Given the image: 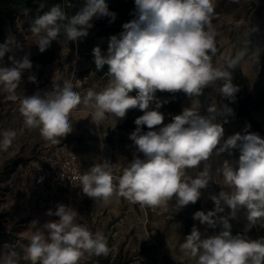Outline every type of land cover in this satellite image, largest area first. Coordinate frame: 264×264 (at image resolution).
Instances as JSON below:
<instances>
[{
  "label": "clouds",
  "instance_id": "9594fccd",
  "mask_svg": "<svg viewBox=\"0 0 264 264\" xmlns=\"http://www.w3.org/2000/svg\"><path fill=\"white\" fill-rule=\"evenodd\" d=\"M238 3V0H232ZM135 18L122 25L123 31L110 36L107 55L99 46L92 50L96 70L108 66L109 84L100 92L89 89L84 96L73 90L70 81L63 86L54 85L50 91L20 98L16 89L20 86L25 70L32 68L27 55L16 60L9 57L12 67L0 66V94L9 101L19 100V111L28 129H39L41 136L53 144L73 130L70 114L78 106L91 112L92 122L100 125L106 114L125 118L131 109L138 108L143 115L134 121L136 128L129 134L136 152L132 161L122 166L118 185L108 163H97L79 177L82 191L88 197L109 203L114 197H123L132 203L153 209L175 210L195 204L200 190L213 180L205 163L212 156L239 149L235 162L224 160L216 168L222 177V190L210 198L214 209L205 213L197 211L194 220L222 230L211 237L201 238L194 226L181 245L182 250L197 258V264H264V237L248 239L241 234L233 235L230 219H235L240 209L246 210L249 224L264 220V138L245 129L221 143L224 128L217 122L215 109L202 115L197 99L205 88L215 87L226 98H234L239 90L232 83L234 68L246 55L239 51L229 59L227 67L214 66L212 59L217 53L218 32L213 25L216 16V0H134ZM25 9V13H29ZM110 17L105 0H85L84 6L70 18L60 4L37 16L31 32L38 38L37 45L45 51L57 40L63 29L69 41H79L93 27V18ZM67 20V23H63ZM15 43L9 37L0 44V59L12 51ZM35 76L29 80L35 82ZM133 90L136 95H130ZM183 92L192 98L191 107L184 108L172 121L164 124L165 116L159 109L163 103L156 92ZM154 108H150L152 103ZM231 114V109H226ZM215 113V114H213ZM147 126L148 131H143ZM159 126V127H158ZM17 133L5 130L0 133V149L7 150ZM205 166L195 177L189 169ZM235 165V166H234ZM175 200V204L171 202ZM224 205L231 211L227 216ZM47 216L59 217L46 222L31 238L25 249V259L31 264H81L90 256H107L110 249L100 231L93 233L87 225L77 222L78 212L63 204L49 210ZM38 221L30 226L37 228ZM16 253L0 258V264H18Z\"/></svg>",
  "mask_w": 264,
  "mask_h": 264
},
{
  "label": "rangeland",
  "instance_id": "374dc122",
  "mask_svg": "<svg viewBox=\"0 0 264 264\" xmlns=\"http://www.w3.org/2000/svg\"><path fill=\"white\" fill-rule=\"evenodd\" d=\"M107 1L115 2V0ZM215 12L213 25L219 35L217 37V53L212 62L214 66L227 67L230 56L235 57L239 51L245 50L246 55L239 61V64L244 76L248 79V92L254 99H257L264 91V71L261 69V60L264 55V0H238V3H233L232 0H216ZM10 36L14 38L15 43L12 45V51L7 52L0 59L2 67L13 66L9 57L20 60L25 55L37 64L50 63L54 59L55 51H59L55 43L51 42L46 50L41 52L36 44L38 38L32 32L15 27L5 31L2 44ZM250 40L254 41L253 56L250 53ZM96 46H99L103 51L107 42L104 38H98L95 40L93 48ZM78 55L80 58L88 57L85 52H80ZM64 59L66 60L64 66L69 67L73 61L70 55L64 56ZM208 88L210 89L207 97L208 106L215 109L217 113L222 109L219 116L226 121L221 143L236 133L245 134L246 128L248 132L255 133L249 125L242 123L237 118L235 109H231V114L226 111V109H230L226 104V97L221 96L215 87ZM5 95L0 94V133L5 130H15L17 135L6 151L0 149V168L2 169L5 164L16 157L27 160V163L19 165L9 175L10 169L8 168L0 176V232H8L14 238L13 245H0V258L15 252L18 264H31L30 260L25 259L26 247L32 236L44 223L59 219L55 215L49 217L46 213L49 210L55 212L56 206L63 204L76 210L79 214L77 222L87 225L93 233L96 231L107 233V242L110 244L109 254L112 259L121 252L123 258L133 257L135 259L133 264H197V258L192 257L181 248L186 236L191 232H184L183 225L176 221L177 210L174 207L170 206L169 210L153 209L141 206L139 203H132L123 197H114L105 204L102 200L93 199L84 194L81 185L73 192L60 190L55 193L52 191V186H50L52 178H48L46 172L49 166L47 158L50 154H57L58 148L64 144V139H69V136L59 138L60 143L58 144L45 140L39 129H28L25 126L24 118L19 111L20 103L6 100ZM191 103L192 98L183 96L182 110L191 107ZM202 110L208 112V115L210 114L208 107L201 105L200 112ZM253 116L264 129V101L262 109L254 111ZM82 118L87 120V125L82 133L77 135L79 143L85 142L87 136H90L88 140L95 148H100L104 140L114 143L115 135L112 133L115 132V129L114 131L109 130L111 133L109 132L107 135L100 136L98 131L102 125L93 123L91 114L84 113ZM170 122L165 118L164 124ZM118 141L122 142L120 139ZM124 148L126 154L124 153L118 159L109 157L103 160L94 157V161L90 163L83 162L85 167H82L84 169V172L81 171L82 175L88 172L93 164L108 163L112 169L114 184L118 185L117 178L122 175V166H126L132 161L133 151L136 152L134 143H129ZM138 155L143 158L142 153H138ZM239 155V149H233L231 155L225 151L219 156L210 157L205 162L209 166L213 178L204 188L208 191L204 204H212L205 213L215 207L210 197L218 195L222 190V177L217 175L216 168L221 166L224 160L237 161ZM205 163H202L197 169H189V173L195 177L203 170ZM39 178L44 180V188L36 184ZM171 204L174 205L175 200ZM230 211L224 205V212L218 213V215L227 216ZM34 220L38 221L37 228L30 226ZM229 222L231 229L242 234L248 233L253 225L248 223L246 210L243 208L237 212L236 218L230 219ZM202 225V223L194 225L201 233L202 239L217 234V231L206 223ZM219 226L222 228L221 225ZM21 257H24V262L20 261ZM89 258L83 259L81 264H88Z\"/></svg>",
  "mask_w": 264,
  "mask_h": 264
},
{
  "label": "trees",
  "instance_id": "16d2710c",
  "mask_svg": "<svg viewBox=\"0 0 264 264\" xmlns=\"http://www.w3.org/2000/svg\"><path fill=\"white\" fill-rule=\"evenodd\" d=\"M84 3L85 0H0V44H2L3 35L6 29L8 27L14 28V25L16 23H19L23 30L31 32L30 29L34 19L37 16H40L43 13L49 11V9L53 5L60 4L61 8L66 13V16L70 18L84 6ZM105 3L108 5L109 11L116 13V18L113 22L109 23V20L111 19L110 17H102L99 19L93 18V20L91 21L93 27L88 30V35L81 40L76 42L69 41L63 29H61L57 40L53 41H60L67 48L78 53L85 52V54H88L87 58L91 61L92 64L90 70L94 71L97 76L108 80L111 78L107 74V65H105L103 69L99 71L96 70L94 58L93 55H91L93 45L96 39L103 37L107 38V46L104 47L102 51L104 55H107L108 40L110 36L117 35L119 37V34L123 31L122 25L135 18V4L134 0H115V2L113 3L105 0ZM25 9L30 10L28 14L25 13ZM63 23H67V20H65ZM253 43L254 41L250 40L249 46L251 56H253L254 54ZM233 58L235 57H229V59ZM261 69L264 71V55L261 60ZM90 70H87L86 73H88ZM228 70L232 73V83L237 86L239 90L235 93L234 98H226V104L230 109L236 110V116L242 123L249 125L256 134H258L261 138H264V129L261 128L260 123L255 120L253 116L254 111H259L262 109L264 101V91L260 93L257 99H254L252 94L248 92V79L244 76L240 68V64L238 63L234 68H229ZM209 92V88L204 89L198 99L200 100L202 107L213 109L212 107L208 106L209 102L207 101V97ZM130 95L135 96L136 91L133 90ZM183 96L187 95L182 91L177 93L161 91L156 92V97L161 102L167 101V103L162 104V107L159 109V111L162 112L165 118L169 121H172L173 116L178 115L182 112L181 104ZM154 107L155 103L153 102L150 105V108ZM201 114L208 115V112L202 110ZM141 115H143V112H141L138 108L129 110L127 112V120L120 128L126 133L130 134L136 128V125L134 123L135 119ZM217 122L222 124L223 128L226 125L225 119L220 117L219 115L217 116ZM143 131H148L147 126H143ZM26 163L27 160L16 157L5 164L2 169L0 168V176L3 175L8 168L10 169L8 173L9 175L10 173L14 172L19 165H25ZM7 191H9L8 188ZM200 192V198L195 204L190 203L189 205L183 207L177 214L176 220L183 225L186 233L191 232L192 228L195 225V220L193 219L194 213L197 211H204L202 208L204 188L201 189ZM211 228L213 230H216L217 234L222 230V228L218 224L215 228ZM231 232L233 235L241 234L248 239H260L264 237V220L258 221L257 223L253 224L249 232L246 234H242L235 229H231ZM104 236L107 239V233H105ZM3 244H14V238H12L10 233L0 232V245ZM107 244L108 247H110V244L108 242ZM20 261L24 262V257H21ZM134 261L135 259L133 257L123 258L122 253L120 252L114 259L111 258L110 254H108L107 256L101 255L99 257L94 255L90 256L88 264H133Z\"/></svg>",
  "mask_w": 264,
  "mask_h": 264
},
{
  "label": "crops",
  "instance_id": "0c3cea01",
  "mask_svg": "<svg viewBox=\"0 0 264 264\" xmlns=\"http://www.w3.org/2000/svg\"><path fill=\"white\" fill-rule=\"evenodd\" d=\"M105 41L107 42V38L103 37ZM55 43L56 47H58L59 51H55L54 59L58 58L62 63L65 64L66 60L64 59V56L70 55L71 59L73 60L70 63V66L68 67L70 70L76 71V77L79 80V83L82 85V95L84 96L86 92L89 89H92L96 92L102 91L104 88H106L109 84L110 79L106 80L103 79L95 74L94 71L90 70L92 67L91 61L88 58H80L79 53L70 50L67 48L65 45H63L60 41H53ZM53 59V60H54ZM43 64V63H41ZM47 63H44L45 65ZM87 70H90L88 73H86ZM18 101V100H17ZM91 114V112L86 109L83 106H78V109L70 121L71 124L73 125V130L71 133H69L67 136H69V139L66 140L64 139V144L60 147H66L68 149H71L75 155L78 156L80 159L81 163V171L84 172L85 165L83 162H92L94 161L95 158H100V159H107L109 157H115L116 159L120 158L124 153L126 154V151L124 146L129 145V143H133L129 139V134L126 133L124 130H122L120 127L124 125V123L127 120V114L125 118H115L112 116V114H106V118L100 123L102 125L100 131H98V135H107L110 131L115 132L112 133L114 134L115 141L114 143H108V141L104 140L102 142L100 148H95L92 146V143L89 142V137L87 136L86 141L81 143L78 142V136L79 134L82 133V131L85 129V126L87 125V120H83V114ZM110 130V131H109ZM111 133V132H110ZM65 136V137H67ZM92 136V135H91ZM121 140L122 142L120 143L118 140ZM127 142V143H126ZM59 147V148H60ZM58 148V149H59ZM138 155V152H134L133 154ZM95 157V158H94ZM208 191L204 189V194H203V203H202V208L204 212L209 208V206H212V204L207 203L204 204V201L206 199ZM181 210V209H180ZM180 211L178 210L176 212V215ZM176 219V218H175ZM177 221V220H176ZM200 221L195 220V224H199ZM201 224V223H200ZM204 225V224H203ZM202 225V226H203ZM185 232V231H184Z\"/></svg>",
  "mask_w": 264,
  "mask_h": 264
},
{
  "label": "built area",
  "instance_id": "2783aa9c",
  "mask_svg": "<svg viewBox=\"0 0 264 264\" xmlns=\"http://www.w3.org/2000/svg\"><path fill=\"white\" fill-rule=\"evenodd\" d=\"M14 27L22 29L19 23H16ZM7 29H10V27ZM30 61L32 68L23 72L20 86L16 89V94L20 98L32 96L38 92L42 94L45 91H50L53 88V84L62 87L66 80L72 83L74 91L82 95L83 89L76 77V71L65 67L60 59L55 58L52 62L45 65L37 64L33 60ZM29 76H35V82L30 81ZM77 109L78 107L70 114V121ZM47 164L49 166L46 172L47 177L52 178L50 183L52 191L55 193L60 190L73 192L79 188V177L82 176L81 163L78 156L71 149L60 147L57 154L53 153L48 156ZM36 184L42 188L45 187V182L41 178L37 180Z\"/></svg>",
  "mask_w": 264,
  "mask_h": 264
}]
</instances>
